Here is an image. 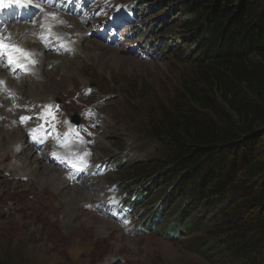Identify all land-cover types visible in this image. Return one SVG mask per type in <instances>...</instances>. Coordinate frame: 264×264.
Returning a JSON list of instances; mask_svg holds the SVG:
<instances>
[{
	"label": "rangeland",
	"instance_id": "rangeland-1",
	"mask_svg": "<svg viewBox=\"0 0 264 264\" xmlns=\"http://www.w3.org/2000/svg\"><path fill=\"white\" fill-rule=\"evenodd\" d=\"M86 2L63 0L59 11L82 25L84 41L115 50L117 59L88 61L74 51L64 55L73 63L71 75L65 74L66 68L58 71L49 64L43 68L44 81L50 77L55 86L49 97L32 98L30 105L35 110L25 115L31 119L23 124H40L48 134L46 143L33 153L46 160V147L51 143L64 161L81 167L75 171L72 166H61L56 158L46 161L59 174L54 182L43 185L34 173L24 174V168H15L5 178L6 168L0 167V264H264V208L239 207L249 195L264 193V176L230 191L216 210L198 211L192 217L196 229L183 234L181 226L167 225L174 202L166 197L168 210L160 215L158 201L139 194L159 174L150 164L159 154L150 136L154 121H167L176 115L174 109L189 106L200 122L218 123L209 110L189 102L188 90L198 96L206 94L220 112H228L201 83L195 50L188 44L187 31L179 26L182 5L164 7L163 0ZM39 12L32 18L39 17ZM73 43L72 48L80 47L76 39ZM51 104L57 116L53 124L47 114L43 116L48 110L45 106ZM74 113L82 118L80 127L70 123ZM0 123H6L5 116H0ZM45 123L48 130L52 125L56 130L48 131ZM69 129L80 135L73 131L69 136ZM257 141L251 140L244 155L233 159L264 157V133ZM223 155L231 159L232 154L226 151ZM23 176L28 179L22 180ZM73 186L89 195L88 200L84 197L75 204L76 209L70 206L72 200L65 204L58 198ZM153 215L156 220L150 219ZM236 226L241 228L231 230ZM227 229L231 230L228 234L243 238L246 256L232 257L215 246L223 241L217 231ZM205 248L209 249L206 256L199 253Z\"/></svg>",
	"mask_w": 264,
	"mask_h": 264
},
{
	"label": "trees",
	"instance_id": "trees-1",
	"mask_svg": "<svg viewBox=\"0 0 264 264\" xmlns=\"http://www.w3.org/2000/svg\"><path fill=\"white\" fill-rule=\"evenodd\" d=\"M162 4L182 5L179 26L195 50L201 83L228 111L220 112L206 94L188 90L189 102L209 110L218 123L200 122L189 106L174 109L176 115L167 121L152 123L150 136L159 154L150 164L159 174L139 194L158 201L160 215L168 210L166 197L174 202L167 225L181 226L183 234L196 229L192 217L198 211L216 210L230 191L264 176V157L233 159L244 155L250 141L257 144L264 133V0H163ZM226 151L231 159L224 157ZM239 207L264 208V193L249 195ZM150 219L156 220L155 215ZM231 230L217 231L223 241L215 246L232 257L246 256L243 238L228 234ZM208 251L199 253L206 256Z\"/></svg>",
	"mask_w": 264,
	"mask_h": 264
},
{
	"label": "bare ground",
	"instance_id": "bare-ground-1",
	"mask_svg": "<svg viewBox=\"0 0 264 264\" xmlns=\"http://www.w3.org/2000/svg\"><path fill=\"white\" fill-rule=\"evenodd\" d=\"M62 1L63 0H33V4L40 3L43 7V12H39V17L36 18H32V15L39 8L34 7L33 4H29V9L21 13L9 9V3L12 5L16 4L14 0H4L2 1V7L4 8L0 7V10L4 9L5 11L4 14H0V34L11 38L4 42L20 44L29 50L35 51L36 55L34 59L37 61L35 65H28L27 71H25L24 68L15 66L0 67V79L5 81V84L0 86V116L3 115L6 119V123H0V143L2 144V147H0V167L6 168L7 177L5 178H9L12 171L20 167L24 168V174H30L32 176L34 173L33 175H35L36 181L43 185L52 181L54 182L59 174V171L52 168L51 165H48L49 163L47 164L46 161L51 162L56 158L64 168H71V164L64 161L65 158L62 157L61 153L52 148L51 143L48 144L49 147H46L45 154L49 158L43 160L35 156L33 151L36 147H33L31 138L33 135L35 137H43L44 131L46 130L40 124L25 125L20 119L22 116L30 115L31 112L33 113L35 110L34 107L30 105L32 98L49 97L53 93L55 84L53 80L48 77L49 75H46L48 78H45L44 81L42 71L45 65L49 64L51 67H58V71L66 68L65 74L71 75V70L74 71V66L73 63L70 62L69 57L64 56L66 53L78 51V53L83 55L88 61L95 57L105 62L111 59L116 61L117 59L115 50L113 51L110 48H105L96 41H87L88 39L84 41V38H86V31L82 29V25L71 20L73 16L72 18L70 17L71 19L67 18L66 15L59 11ZM53 16L55 18H53ZM44 18H46L47 21H44ZM59 21H64V23H60ZM41 25H43V27H41ZM71 25L72 29L69 30ZM39 35H43L45 39L43 41L37 39ZM74 39H76L80 45L77 49L72 48L75 46L73 43ZM46 43L48 47H45ZM80 49L81 53L79 52ZM14 73L17 74V77L14 76ZM9 93L14 95L13 99L8 98ZM32 128L39 129V132L32 134ZM72 133L73 131L69 129V136ZM46 134L47 133H45V136ZM4 141L6 143L8 142V144H5ZM45 142V139H43L42 144H45ZM38 143H40V141ZM10 154L15 158L10 157ZM80 167L81 165L73 169L75 170ZM36 172L38 174H36ZM73 175L79 180L80 176L78 177L77 172H74ZM21 178L22 180L24 178L28 179V176H23ZM62 185H64V181ZM88 196H86L84 191L79 187L73 186L67 187L66 190L60 193L58 198L60 201H63V203L67 202L68 199L72 200L70 206L76 209L75 204L78 201H82L81 199L84 197L87 198H84V200H88Z\"/></svg>",
	"mask_w": 264,
	"mask_h": 264
},
{
	"label": "snow or ice",
	"instance_id": "snow-or-ice-1",
	"mask_svg": "<svg viewBox=\"0 0 264 264\" xmlns=\"http://www.w3.org/2000/svg\"><path fill=\"white\" fill-rule=\"evenodd\" d=\"M14 2L20 6L27 7L29 4H33V0H14ZM34 7L39 8L41 12H43V7L40 3H34ZM51 15V14H50ZM53 18H55L53 16ZM60 23H64V21H59ZM43 27V25H41ZM10 37H5L2 34H0V67H8V66H15L24 68L25 71H27L28 65H35L37 61L34 59L36 52L29 50L20 44L16 43H5V40H10ZM37 39L44 40L45 38L43 35L37 36ZM63 46V45H62ZM45 47H48V44H45ZM5 84V81L0 79V86H3ZM9 99H13L14 95L12 93H9ZM46 109L49 106H45ZM22 122H26L31 117L22 116L21 118ZM36 129H33L32 132H35ZM68 133H65V136H67ZM78 135V134H77ZM91 135V133H89ZM33 139L35 140L36 137L33 135ZM90 142V141H89ZM81 143H84L83 138H81ZM55 155V154H54ZM84 155H91L89 152H85ZM72 167H76L75 164L71 165Z\"/></svg>",
	"mask_w": 264,
	"mask_h": 264
}]
</instances>
